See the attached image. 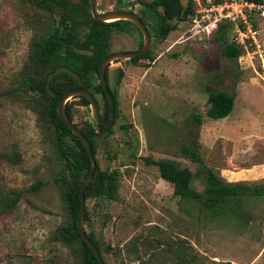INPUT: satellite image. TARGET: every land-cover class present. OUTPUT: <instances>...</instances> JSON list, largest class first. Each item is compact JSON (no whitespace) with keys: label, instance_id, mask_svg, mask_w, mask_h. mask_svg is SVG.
Segmentation results:
<instances>
[{"label":"rangeland","instance_id":"1","mask_svg":"<svg viewBox=\"0 0 264 264\" xmlns=\"http://www.w3.org/2000/svg\"><path fill=\"white\" fill-rule=\"evenodd\" d=\"M138 1L153 0H97V9L141 16ZM186 1L180 0L183 6ZM262 11L264 6L252 17L264 43ZM144 22L152 36L153 62L109 64L108 86L116 93L118 115L111 130L96 137V161L100 170L119 172V187L114 200L84 201L85 232L94 236L106 264H137V257L148 264H177L179 257L185 264H264V196L243 197L223 216H206L198 201L175 197L157 167L145 162L171 161L189 169L191 189L198 193L206 186L204 166L228 183L241 171L234 176L237 181L264 184L259 180L264 177V61L257 54L241 62L223 57L210 36L193 35L189 20L163 42L156 39L152 22ZM227 22L231 40L239 20L221 23ZM53 24L49 14L28 3L0 0V195L20 194L15 209L0 214V264H80L77 246L55 237L67 223V212L57 183L63 163L51 128L35 105L14 91L32 37L48 33ZM127 29L111 31L110 53L140 48L142 34L134 26ZM78 34L83 40L86 33L80 28ZM209 88L235 95L228 117L205 116ZM94 97L105 119L103 98ZM66 104L78 127L96 125L89 106L77 98ZM194 115L202 117L199 128ZM189 145H198L203 164L181 153Z\"/></svg>","mask_w":264,"mask_h":264},{"label":"trees","instance_id":"2","mask_svg":"<svg viewBox=\"0 0 264 264\" xmlns=\"http://www.w3.org/2000/svg\"><path fill=\"white\" fill-rule=\"evenodd\" d=\"M20 1L49 14L54 21L53 28L48 33L32 37L27 60L15 78L14 91L24 100H28L30 105H35V108L42 113L43 118L51 128L54 151L63 163V171L57 183L63 188L67 223L57 229L55 237L67 245L77 246L80 264H99L91 251L82 242L77 228L78 191L81 181L88 173L89 159L80 141L60 121L56 108L58 101L67 91L79 88L85 89L93 96L97 93L102 96L106 118L103 119L101 115L100 117L102 121H106L108 102L98 81V67L101 61L110 53L111 31L116 30L127 33V26L134 25L125 20L105 23L93 19L89 13V0ZM225 1H243L264 6V0H213V4L221 5ZM138 2L143 7L140 19L143 23H145V19L152 22V30L159 42L165 41L171 32L178 29L180 23L190 20L194 13L193 0H187L185 6L182 5L180 0ZM230 27L231 25L228 22L217 24V28L210 35V39L212 43L219 47L223 57L237 61L243 54V50L235 45L233 39H228ZM80 28L84 29L86 33L83 40L79 39L78 31ZM143 58L153 62V58L148 51L140 57L131 59L130 62L135 63ZM58 67L70 68L80 76L82 83L78 85L77 81L69 75L59 74L50 82V89L56 95L55 98H52L46 92L45 84L48 74ZM108 68L109 65L105 69L107 84ZM93 79H97L98 82L93 83ZM109 91L114 103V118H116L118 115L117 96L110 88ZM75 98L79 99L84 106H89L85 98ZM234 101L235 95L233 93L209 88L207 92L208 108L205 111V116L211 120H221L228 117L233 110ZM65 111L73 123L69 104H65ZM193 122L199 128L202 125V117L194 115ZM112 125L113 123L107 127H100L85 123L83 127H78L75 124L88 139L96 162L93 177L84 192V200L89 198L114 200L118 193L119 172L117 170H100L96 161V137L104 132H109ZM67 137L72 144L66 141ZM196 147L192 145L184 146L181 153L194 162L203 164ZM145 162L147 165L157 167L159 177L172 185L175 197L185 201H198L206 216H214L215 218L223 216L225 211L229 212L233 206H238L243 197L257 198L264 196V184L228 183L205 166L202 171L205 174L206 186L202 193H198L191 189L192 173L189 169H181L171 161H154L147 158ZM31 189L36 191L38 187H32ZM19 199V192L11 195L1 194L0 214L12 212ZM84 221H87L86 212ZM87 237L95 245L101 256L100 247L94 236L87 234ZM106 252H110L109 247L106 248ZM136 262H138L137 264H148V261H140L139 257H137ZM185 263L186 259L179 257L177 264Z\"/></svg>","mask_w":264,"mask_h":264},{"label":"water","instance_id":"3","mask_svg":"<svg viewBox=\"0 0 264 264\" xmlns=\"http://www.w3.org/2000/svg\"><path fill=\"white\" fill-rule=\"evenodd\" d=\"M89 9L91 12V16L93 19L109 23L112 21L117 20H125L133 24L139 32L143 36V42L141 45V48L136 51H130V52H112L109 53L99 64L98 67V81L101 85L104 94L106 96L107 102H108V117L106 121H102L100 117V106L95 97L87 90L85 89H72L67 91L63 94V96L60 98V100L57 103V114L60 119V121L64 124V126L80 141V143L83 145L86 154L89 159V170L87 175L83 178L81 181V184L79 186L78 191V198H79V211L77 215V228L79 236L82 240V242L87 246V248L91 251V253L94 255V257L97 259L99 264H105L102 260L99 251L95 247V245L88 239L87 234L84 229V192L88 185V183L91 181L95 168H96V162L94 159V156L92 154V149L90 146V143L88 139L79 131V129L75 126L74 123L69 119L68 115L65 111V104L68 99L75 98V97H83L87 100L89 103V107L92 113L93 120L97 126L100 127H107L111 124L115 109H114V103L111 96V93L108 88V84L105 77V69L106 67L114 62L119 60H131L136 57H140L144 55L151 45L152 36L149 33L147 26L143 21L140 19V17L128 10H122V9H115L107 12H99L97 9V0H89ZM59 74H67L70 77H72L74 80L77 81L78 85H81L82 80L80 76L72 71L68 67H58L54 71L48 74L45 84V90L50 95V97L55 98L56 95L51 91L50 89V82L54 77H56Z\"/></svg>","mask_w":264,"mask_h":264},{"label":"built area","instance_id":"4","mask_svg":"<svg viewBox=\"0 0 264 264\" xmlns=\"http://www.w3.org/2000/svg\"><path fill=\"white\" fill-rule=\"evenodd\" d=\"M193 4L194 13L189 22L192 23L190 31L194 36L209 37L217 28V24L238 19L233 42L244 52V56L238 58L239 62L245 55L247 57L251 54H257L261 61H264V43L260 40L258 25L252 17L253 12L260 10L261 6L243 1H225L221 5H214L213 0H193ZM260 16H264V11ZM249 48L253 51H249Z\"/></svg>","mask_w":264,"mask_h":264},{"label":"crops","instance_id":"5","mask_svg":"<svg viewBox=\"0 0 264 264\" xmlns=\"http://www.w3.org/2000/svg\"><path fill=\"white\" fill-rule=\"evenodd\" d=\"M254 168H255V166H253V167H251V168H246V167H241V169H242V171H252V170H254ZM238 174H241V171L240 172H238V173H234V175H233V180H231V183L232 182H234V183H239V181H237V179H235V177H237L238 176ZM235 176V177H234ZM241 180V182H244V183H251V182H257V181H251V180H254V179H240ZM259 180H264V177H261Z\"/></svg>","mask_w":264,"mask_h":264},{"label":"flooded vegetation","instance_id":"6","mask_svg":"<svg viewBox=\"0 0 264 264\" xmlns=\"http://www.w3.org/2000/svg\"><path fill=\"white\" fill-rule=\"evenodd\" d=\"M132 12V11H131ZM134 13V12H133ZM136 14V13H135ZM139 16V15H138ZM140 17V16H139Z\"/></svg>","mask_w":264,"mask_h":264}]
</instances>
